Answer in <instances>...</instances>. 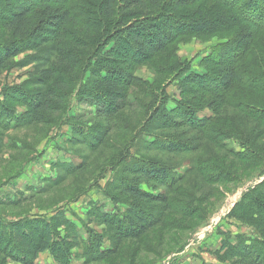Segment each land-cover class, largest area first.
Returning <instances> with one entry per match:
<instances>
[{
    "label": "rangeland",
    "instance_id": "rangeland-1",
    "mask_svg": "<svg viewBox=\"0 0 264 264\" xmlns=\"http://www.w3.org/2000/svg\"><path fill=\"white\" fill-rule=\"evenodd\" d=\"M214 1L197 3L187 11L193 12L201 4L207 11L213 8ZM54 7L59 10L61 5ZM241 24L226 31L183 34L145 62H121L140 80L125 87L124 107L114 114L109 113L113 108L102 112L83 97V88L89 87L95 78L91 68L80 88L73 84L61 104L53 99L51 109L40 111V120L31 118L12 128L0 124V213L8 218L55 216L57 231L69 245L70 264H232L220 258L224 255L221 247L225 239L233 245L236 235H244L247 243L256 237L264 240V224L237 216V213L244 216L243 208L250 206L246 197L264 181V121L234 103L242 100L256 104L254 114H264V92L235 80L227 92L196 88L202 75L219 77L229 68L234 72L241 68L240 60L219 64L209 59L216 45L236 36L237 29L241 31L248 26ZM78 25L86 30L90 23ZM88 32L89 36H95L92 24ZM11 39L0 21V43ZM58 39L48 37L37 47L22 51L12 66L0 68V99L18 113L25 112L27 107L6 100L7 94L14 93L17 87L36 95L46 94L56 79L63 77ZM105 41L108 44L101 54L116 43ZM62 42L76 47L69 40ZM249 46V52L255 50L261 60L244 66L249 70L246 76L264 71L256 67L264 64V41L252 40ZM44 69L55 74L41 83L39 76ZM161 97L163 104L159 102ZM185 102L194 105L200 117L211 116L208 129L222 127L216 136L218 141H213L212 132L203 135L195 125L159 126L153 120L143 128L160 105L170 112ZM168 117L176 118L174 113ZM92 132L101 138L96 146H91ZM163 136H177L201 147L179 153L158 149L157 138ZM230 149L240 151L242 156L250 152L254 156L239 159L228 152ZM139 159L167 165L183 177L168 187L157 177L142 175ZM195 163L198 166L208 163L210 168L206 172L193 169ZM221 167L225 168L223 174ZM213 174L221 177L212 179ZM121 177L127 179L126 186H138L156 198L127 192ZM157 195L165 200H157ZM239 202L244 204L237 208ZM135 205L151 213L156 222L140 237L119 238L116 223H104L103 216L123 215ZM60 216L72 224L62 225ZM90 233L101 236L104 248H113V252L105 258L89 257ZM0 258L4 259L1 251ZM3 264L22 263L8 258ZM34 264L66 262L57 261L46 251Z\"/></svg>",
    "mask_w": 264,
    "mask_h": 264
},
{
    "label": "trees",
    "instance_id": "trees-1",
    "mask_svg": "<svg viewBox=\"0 0 264 264\" xmlns=\"http://www.w3.org/2000/svg\"><path fill=\"white\" fill-rule=\"evenodd\" d=\"M0 0V21L7 28L11 41L0 43V68L6 69L12 66V62L22 51L32 49L40 45L48 37L59 38L57 51L64 63L63 77L56 79L53 86L47 89V93L37 95L23 87H17L14 93L7 94V99L24 104L27 110L18 113L17 109L6 104L0 99V124L3 127L12 128L27 122L33 118L40 120V111L51 109L52 100L61 102L66 98L65 92L74 86L81 87L83 78L89 69H93L95 78L89 87H84L82 95L92 102L98 110L102 112L108 108H113L109 113L123 109L125 103V87L129 86L139 77L133 75L128 70L123 61L133 60L135 62H145L153 58L157 53L165 50L171 43L175 42L183 34L211 33L216 31H226L247 23L246 29H237L236 36L232 39L219 43L213 48V55L210 61L238 62L242 65L238 71L229 68L226 72L218 76L202 75L197 80L196 88L204 92L224 91L227 92L232 82L238 81L246 84L247 87H259L264 92V71L257 72V75L246 76L247 69L244 66L253 65L260 56L255 54V50L249 52L252 40L264 41V0H215L209 10L204 11V6L199 5L193 12H188L197 3L209 0ZM55 5H61L59 10L54 9ZM40 8V9H39ZM184 10H181V9ZM216 8V11H214ZM92 18L91 21L88 18ZM106 18V19H105ZM95 19V21L93 20ZM78 23L86 26V30L79 27ZM95 30V36H89L88 30ZM47 31V32H46ZM81 35V36H78ZM69 40L75 45V49L70 44L62 42ZM105 40L116 41L115 45L101 54L107 46ZM86 41V42H85ZM234 54L230 57V54ZM215 57V58H213ZM249 57V62L246 59ZM95 58V59H94ZM215 59H218L215 60ZM261 60V58H259ZM60 63V62H59ZM244 67V68H243ZM260 70H264V64L256 65ZM51 69V68H50ZM44 69L40 73V82L44 83L55 74L53 70ZM72 76L70 78L68 75ZM249 74V73H248ZM74 76V77H73ZM70 80H72L70 82ZM73 82V83H72ZM194 83V80H192ZM222 84V85H220ZM219 85V86H218ZM5 95V94H4ZM48 95V96H47ZM161 104L164 98H159ZM250 116L260 118L264 121V114L256 115L258 106L249 102L234 101ZM263 104V103H262ZM262 110V109H261ZM174 111V112H173ZM250 111V112H249ZM114 112V113H113ZM174 113L175 117H168ZM199 111L194 105L185 102L176 109L168 112L165 105L151 114L149 120L143 125L146 128L153 120L157 123H164L161 126L176 127L181 125H195L204 133L211 134L213 141H216L218 130L222 127L208 129L207 121L209 117H200ZM224 125V124H223ZM225 126V125H224ZM223 126V127H224ZM91 135L93 142L91 146H96L100 141V136ZM88 135V132L86 133ZM180 135V134H179ZM226 146L227 143H224ZM201 144H193L181 140L179 137H159L157 138V148L169 152L196 151ZM237 158L243 160L250 159L254 153L250 152L244 156L240 151L228 150ZM141 164V174L157 177L159 181L171 187L179 181L183 175L177 174L174 168L160 163H154L139 159ZM138 160V161H139ZM192 167L206 172L210 165L205 163ZM218 168L220 165H217ZM76 169V168H74ZM73 169V170H74ZM222 174L225 171L221 167ZM192 170V169H191ZM227 172V171H226ZM214 175V174H213ZM215 176V175H214ZM211 177V176H210ZM221 176L211 177L219 179ZM125 183L127 192L136 196L154 199L149 193L135 185H127V179L121 177ZM129 184V183H128ZM260 186L255 187L246 197L250 206L244 207V216L239 218L259 222L264 224V181ZM244 198V195L242 196ZM165 200V197L157 195V200ZM12 201V199H10ZM9 200V201H10ZM243 206L244 202L237 203ZM62 215V214H61ZM35 216V214H34ZM33 215L8 218L0 213V251L4 256L0 258V264L5 263V259L11 258L22 264H34L41 253L49 251L54 258L66 264L71 258L67 256L69 248L65 238L57 231L56 217L49 219ZM61 224L71 225L66 217H59ZM158 220V219H157ZM63 222V223H62ZM104 223H116L115 227L121 237H140L147 232L156 222L154 216L148 213L141 206H133L128 213L123 215H113L105 213ZM113 223V224H114ZM236 244L233 245L225 239L221 249L224 250L222 261H230L232 264H264V240L258 237L247 243L244 235H236ZM87 249L89 257L105 258L108 253L113 252V248H104L101 236H94L90 233ZM237 258L239 261H234ZM61 259V260H60Z\"/></svg>",
    "mask_w": 264,
    "mask_h": 264
}]
</instances>
